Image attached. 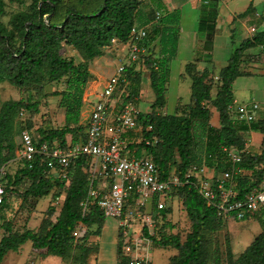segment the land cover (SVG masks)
Instances as JSON below:
<instances>
[{
	"label": "trees",
	"instance_id": "obj_1",
	"mask_svg": "<svg viewBox=\"0 0 264 264\" xmlns=\"http://www.w3.org/2000/svg\"><path fill=\"white\" fill-rule=\"evenodd\" d=\"M78 1L83 5L87 1L93 2L95 8L85 11L74 3L64 6V0H31L29 9L20 10L11 16L9 20L11 27L0 19V83L9 80L14 85L23 86L28 81L36 80L39 71L45 66L48 67L52 81L67 78V88L57 93L62 96L60 105L67 109L66 127L49 131L36 127L35 131L39 133L41 141L52 142L58 139L66 144L68 136L71 135L70 139L76 142L78 137L75 132L82 126L70 127V124L80 121L84 91L92 77V72L89 63H77L72 58L63 57L62 48L66 45L71 46L82 52L88 60H94L105 55L103 47L110 45L113 38L123 42L127 41L132 28L136 25L148 27V36L144 42L148 44L149 26L155 21L160 22L159 26L152 30L155 32L154 37L159 34V57L152 59L149 55L146 59V62L152 66L150 80L155 94L152 104L153 111L141 112L139 119L144 127L149 124L153 125V131L145 130V135L150 137L158 135L160 138L155 146H147V151L153 154L164 179L170 178L171 174L175 173L172 171V161L175 152H178L181 162L176 173L181 185L174 189L179 191L183 198V205L192 223V231L185 241L171 231L162 232L165 227L163 220L172 210L169 201L161 217H157L159 228L157 235L153 238L161 247H174L178 250V253L170 259V264H207L209 248L202 230H219L224 217L219 216L218 209L206 203L195 186L196 178H188L186 174L193 164L201 165L204 159L211 165L215 160L218 161V168L224 170L229 162L226 160L227 156L223 151V146H236L239 150L246 147V141L240 134L241 130H258L264 134V111H261L251 124L244 123L247 125L238 127L229 113V107L235 101L234 81L240 76L251 74L241 69L243 57L248 49L264 45V28L253 37L244 38L233 51L228 64L219 72L221 87L213 101L219 111L220 126L217 127L210 122L211 110L207 105L208 101L213 100L211 85L208 81L210 69L205 68L199 71L194 61L187 63L185 67L192 79L191 96L194 103L181 114L162 115L157 111L166 105L169 63L177 56L179 50L182 19L180 7L161 13L153 8L148 11L143 10L141 0ZM220 4V0H201L200 4L198 36L204 39V59L211 63L214 60L213 51ZM6 6V0H0V18L5 15ZM256 10L254 0H251L246 10L239 15L247 17ZM59 15L61 18L57 20ZM155 63L157 66H154ZM132 73H136L135 65L128 67L127 78ZM131 96H124V100L131 101ZM38 106V102L25 103L19 100L8 101L2 107L0 112V167L8 166L7 174L3 179L4 185L9 192L14 189L15 185H19L22 178H30L32 182L24 193L25 196L36 199L37 203L41 198L49 196L56 185L66 189V196L57 220L55 222L44 220L45 223L43 222L37 231L25 228L22 232H15L10 221L4 223L5 233L0 239V264H3L4 257L9 251H18L27 241H32L35 249H47L46 256L56 255L61 258H65L70 250L78 246V242L81 241L80 264H97L96 261L88 260L89 247L85 243L87 237L85 233L89 226L97 224L94 232L100 236L107 218L96 205H91L90 210L85 214L82 210L81 202L91 188L90 175L84 168L90 159L82 158L74 163L71 168L72 180L68 186L60 179L46 176L44 165L36 164L30 168L28 164L23 166L21 162H18L21 167L17 173L15 175L10 173L13 146L9 142L6 131L12 111L23 107L34 114L33 112L38 111ZM27 126L31 128L30 125L27 124ZM199 136L205 150L201 157L196 159L194 158L195 139ZM144 145V143L137 145V155L142 153ZM260 146V153L251 155V150L243 153L245 156L240 166L251 170V174L246 173L247 175L237 178L235 188L238 198L245 197L246 193L259 187L261 181L264 180V137ZM130 147H136V145L130 144ZM96 183L97 181L94 185ZM58 196L54 195V198ZM9 200L7 199L3 205H0V210L5 209ZM47 211L52 217L56 213V208L50 205ZM263 215L261 213L251 216L248 213L242 219L247 220L251 217L258 219L262 230L237 259H234L232 249L229 250V264H264ZM232 217L236 218L235 215ZM80 223L83 224L82 236L76 239L74 232ZM121 235L119 244L123 241L122 230ZM128 261L129 257L122 254L120 263L129 264ZM214 262L222 264L219 253L215 255Z\"/></svg>",
	"mask_w": 264,
	"mask_h": 264
},
{
	"label": "rangeland",
	"instance_id": "obj_2",
	"mask_svg": "<svg viewBox=\"0 0 264 264\" xmlns=\"http://www.w3.org/2000/svg\"><path fill=\"white\" fill-rule=\"evenodd\" d=\"M141 1V7L146 11L153 8L161 13H165L167 10H170V8L173 9L174 7H180L182 11V32L180 35L179 50L177 56L169 63L170 74L168 75L169 81L166 91V105L162 109L157 110L158 113L162 115L181 114L194 103L191 96L192 79L185 69L187 63L194 61L199 71H203L205 68L210 69L208 81L211 85L213 100L208 101L207 105L211 110L210 122L219 127V111L213 103L221 87L219 72L228 64L233 51L244 38L253 37L258 31L264 28V0H257V4L259 5L256 7L257 10L250 13L247 17H241L239 14L246 10L251 0H220L222 4H229L230 9L234 12L232 13L234 20L231 21L228 12L224 13L225 18L222 19L223 25L225 28L230 26L232 34L228 38L230 32H226L223 37L224 40L221 38V42L217 43L216 49L213 52L214 60L212 63L204 59L201 37H199L200 40L196 42V34L199 35L198 24L200 20L201 0H165L166 4L163 0ZM6 2L5 15L0 19L11 27L9 24L11 16L20 10L29 9L31 0H6ZM70 3L76 4L80 9L85 11H90L95 8V4L90 1H87L83 5L78 0H64V6ZM194 5L198 7H194ZM62 9L64 10V8ZM161 13L160 16L162 15ZM60 18L59 15L57 20H60ZM159 23L160 22L155 21L149 26L148 44H145L144 53H141L140 60L135 63L136 73H132L131 76L128 77V84L126 86L127 93L132 95L131 101L143 113H150L153 111L152 104L155 100V94L151 87L150 80L152 66L146 62V59L149 55L152 59H157L159 57V34L154 37L153 35L155 32L152 31L156 26H159ZM103 49L105 51V57H103L100 62L98 58L88 60L82 52L71 46L66 45L61 50L63 57L72 58L77 63H89L90 71L92 72V77L84 91V103L80 121L70 124V127L82 126V128L77 129L75 132L78 140L85 136L93 102H96L98 99L94 97L95 93L96 95L103 93V84L106 82L107 78L115 73L118 65L124 61V55L126 53V48H124V46L115 45L111 42L110 45L104 46ZM154 66H157V63H155ZM241 69L251 74L240 76L234 81L235 98L239 103L257 100L261 102V104H264V45L250 48L246 51ZM101 80L102 83L99 84ZM67 86V78H63L60 81H52L49 77L47 66L39 71L36 80L28 81L23 86L14 85L9 80L0 83V112L3 105L8 101L22 100L25 103H39L38 111L33 112L34 114L23 107H18L12 111V117L6 131L9 142L13 146L11 152L13 158L9 167L12 175H15L21 167L20 163L15 159L21 145V129L25 124L30 125L31 129L34 130L36 127L48 131L66 127L67 109L60 105L62 96L57 93L64 91ZM126 94L124 96H126ZM235 125L238 127L247 124L236 122ZM245 135L249 138L246 139L248 143L252 142V140L258 141V137L254 134L251 136L245 133ZM70 136L71 135L68 136L69 139L71 138ZM204 150L205 147L201 137H196L194 158L198 159L201 157ZM260 151L261 146L251 150L250 153L254 155L260 153ZM180 162V157L176 151L172 161L173 172L175 171L176 173ZM230 164L231 163H229V165ZM220 172L221 169H218L216 175L219 176ZM212 173L213 171L210 172V174ZM245 173L251 174V170L245 169ZM176 175L178 174L176 173ZM254 179L256 178L254 177ZM31 182L30 178L24 177L19 185H15L14 189L9 191L11 192V199L6 204L5 209L0 210V239L5 233L3 225L9 221L15 232H22L27 228L28 224L31 228L36 230L44 220H51L52 222L57 220V215L60 213L65 200L66 189L56 185L49 196L41 198L37 203L36 199L31 196L27 197L24 193ZM262 186H264V180H262L259 185V187ZM54 195L59 196L55 199ZM51 197L52 199L50 200ZM167 202L172 206V210L167 218L163 220L165 227L162 229V232L167 233V231H171L179 235L182 241H185L187 235L192 231V223L187 216V212L183 205V198L179 194V191L174 190L171 194V198L168 199ZM46 203H48V205ZM50 205L56 208V213L52 217L47 211ZM261 213L264 214V209L255 214H251V216ZM118 225L119 221L117 219L107 218L100 236L96 235L94 232L97 229V224L87 228L85 243L89 247L87 255L89 261H96L97 264H115L120 262L122 254H124L123 246L125 241L119 244V237L122 235ZM131 228L135 229L136 225L132 223ZM261 229L262 227L259 220L253 217L247 220L225 217L222 227L219 230L212 231L203 229L202 232L205 235V241L209 248V260L207 264H215L214 257L217 253L221 256L222 264H229L230 257L228 254L230 249L233 251L234 259H237L245 251L246 247L252 243ZM137 232L138 231L129 233L128 237L131 240L130 242H133L132 240L137 236ZM78 243V246L73 247L65 258H59V260L55 259L53 264H80V257L82 256L81 241ZM26 251H28L27 248L19 253V257L21 258L18 264H41L39 263L40 258H46L37 252ZM142 251L146 253L147 256L149 255L150 264H170L173 253H178L176 248L161 247L157 245L155 240L151 241L149 247H142ZM143 252H141V255H143ZM14 253L15 252H10L9 257ZM11 260H13V258L10 259V261Z\"/></svg>",
	"mask_w": 264,
	"mask_h": 264
},
{
	"label": "built area",
	"instance_id": "obj_3",
	"mask_svg": "<svg viewBox=\"0 0 264 264\" xmlns=\"http://www.w3.org/2000/svg\"><path fill=\"white\" fill-rule=\"evenodd\" d=\"M147 36L148 27L136 25L127 41L112 39L113 44L126 48L124 61L107 78L103 93L97 94L84 138L76 142L68 139L66 144L58 139L41 141L39 133L25 124L21 129V145L15 159L30 168L36 164L44 165L46 176L60 179L66 186L72 180L74 163L82 158L90 159L84 166L90 175L91 188L81 202L83 213H87L91 205H96L106 218L119 221L118 227L125 241L124 255L129 257V264H150L149 255L142 251V247H149L154 241L158 229L157 217H161L162 211L168 207L167 201L174 187L181 185L176 173L168 179L162 177L153 154L147 151V146H155L160 138L158 135H145V130L153 131V125L144 127L139 119L140 109L122 97L127 93V69L140 60ZM261 111H264V104L257 100L234 102L229 107L231 119L247 124L255 121ZM140 143L145 145L142 153L137 155L136 148ZM130 144L136 147H130ZM223 151L231 164L221 170L219 176L216 175L218 161L211 165L204 159L201 165L193 164L186 177L196 178L195 186L199 193L209 206L218 209L221 217L235 215L243 219L248 213L260 212L264 209V186L251 189L243 198L237 197L235 188L237 178L246 174V168L240 164L243 153L249 152L248 147L239 150L236 146H223ZM7 170V165L0 167V205L10 198L3 181ZM132 223L136 225L135 229L131 228ZM82 227L80 223L75 230L76 239L82 236ZM135 231H138L137 236L130 242L128 235Z\"/></svg>",
	"mask_w": 264,
	"mask_h": 264
},
{
	"label": "crops",
	"instance_id": "obj_4",
	"mask_svg": "<svg viewBox=\"0 0 264 264\" xmlns=\"http://www.w3.org/2000/svg\"><path fill=\"white\" fill-rule=\"evenodd\" d=\"M163 2L166 4V2H165V0H163ZM254 4H255V6L257 7V6H259L258 4H257V0H255L254 1ZM194 7H198L197 5H194ZM175 8H178V7H174L173 9H175ZM173 9H171L170 8V10H173ZM226 12H228L229 13V16L231 17V21H233V15H232V13H234L231 9H230V6H229V4L228 3H224V4H220V14H219V18H218V24H217V32H216V35H215V44H214V50L216 49V45H217V43L218 42H221V38H222V40H224V36H225V34H226V32H230V35L228 36V38L231 36V34H232V32L230 31L231 29H230V26H227L226 28H225V26L223 25V21H222V19H224L225 17H224V13H226ZM227 19V18H226ZM181 32H182V30H181ZM200 39H199V36L196 34V42H198ZM201 44H202V48H203V42H204V39L203 38H201ZM180 42V41H179ZM221 44V43H220ZM214 52V51H213ZM103 57H105V55H103V56H101V57H98V61L100 62V61H102V58ZM102 83V80H101V82H99V84H101ZM104 85V84H103ZM94 97H97L98 98V96L96 95V93H95V95H94ZM234 102H238L237 101V99L235 98V101ZM245 133L246 134H250L251 136L254 134L255 136H257L258 137V141L256 142V141H254V140H252V142H250V143H248V141L246 140V139H249L246 135H245ZM240 134L242 135V137L244 138V140L246 141V146L248 147V149L249 150H253L254 149V147H260V145H261V142H262V140H263V137H264V134L262 133V132H260V131H258V130H241L240 131ZM256 143H258V144H256ZM52 199V197L50 198V200ZM50 202V201H49ZM48 202V203H49ZM48 203H46L47 205H48ZM27 228H31L30 227V225L28 224V226H27ZM31 229H33V228H31ZM37 230H39V227H38V229H36L35 231H37ZM262 230V229H261ZM261 232V231H260ZM259 232V233H260ZM258 233V234H259ZM28 249V251H34V252H37V253H39V254H41L42 256H45L46 258H40V260H39V263H41V264H53L54 263V260L56 259V260H59V258H61V257H59V256H56V255H48V256H46V253H47V249H35L34 247H33V242L32 241H27L25 244H23L22 246H21V248L18 250V251H9L7 254H6V256L4 257V260H3V264H18V262L20 263V258L21 257H19V253L20 252H23L24 251V249ZM28 251H26V252H28ZM10 252H15L13 255H10V257H9V254H10ZM176 253L174 252L173 253V255H175ZM13 258V260H11L10 261V259H12ZM45 260V261H44ZM44 261V262H43Z\"/></svg>",
	"mask_w": 264,
	"mask_h": 264
}]
</instances>
